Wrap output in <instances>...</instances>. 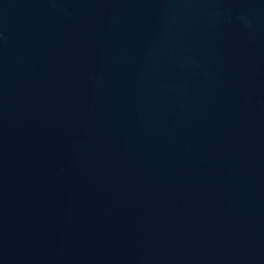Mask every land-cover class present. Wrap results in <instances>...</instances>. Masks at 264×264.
<instances>
[{"label": "water", "instance_id": "1", "mask_svg": "<svg viewBox=\"0 0 264 264\" xmlns=\"http://www.w3.org/2000/svg\"><path fill=\"white\" fill-rule=\"evenodd\" d=\"M0 264H264V0H0Z\"/></svg>", "mask_w": 264, "mask_h": 264}]
</instances>
